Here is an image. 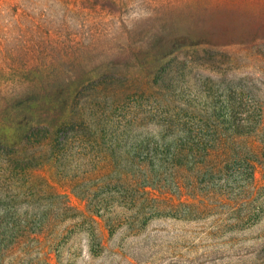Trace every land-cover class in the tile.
Here are the masks:
<instances>
[{"label": "rangeland", "instance_id": "1", "mask_svg": "<svg viewBox=\"0 0 264 264\" xmlns=\"http://www.w3.org/2000/svg\"><path fill=\"white\" fill-rule=\"evenodd\" d=\"M261 120L264 0H0V264H156V239L213 223L221 252L254 253L225 264H264ZM233 133L229 155L198 154ZM91 140L115 169L82 180ZM96 213L136 218L138 236Z\"/></svg>", "mask_w": 264, "mask_h": 264}, {"label": "trees", "instance_id": "2", "mask_svg": "<svg viewBox=\"0 0 264 264\" xmlns=\"http://www.w3.org/2000/svg\"><path fill=\"white\" fill-rule=\"evenodd\" d=\"M262 126V129H260L261 136H260V143L262 144V161H259L258 159H254L255 157H251L248 159V168L251 169V173H254L255 167L257 165H260L264 168V120H261L259 122V128ZM238 135L236 133H233L231 135H224L219 136L217 138L212 137L211 141H207L206 144H204L203 148L197 149L199 152L198 154H204L208 159L214 157L220 158L224 157L226 155H229L233 152V146L234 141L237 138ZM208 137V136H206ZM80 138V137H79ZM85 138V137H81ZM75 139V138H74ZM90 141V140H89ZM92 141V140H91ZM93 147L90 153L83 155L80 160V165L78 166L81 168L82 171L80 175L82 180H87L91 178H95L100 176L104 171H114L115 169V161L113 157V153H105L102 148H104L103 145H100L97 141H92ZM80 143H85L84 141H81ZM63 150L69 149L71 147L69 140L65 139L63 140ZM188 149L190 151H194V147H184L180 150V153L186 152ZM251 152H254L251 148L249 149ZM65 153V152H64ZM66 154H62L59 156L56 161L58 164H62V166H65V168L70 167V165L65 164ZM62 162V163H61ZM65 164V165H64ZM211 165V164H210ZM214 165V164H213ZM57 166V165H56ZM215 166V165H214ZM84 167L86 169H84ZM216 167V166H215ZM60 168V167H59ZM64 168V167H63ZM66 170V169H64ZM253 171V172H252ZM256 192V189H254V194ZM253 201H250L249 199L245 201L240 202H232L223 204L222 202L216 203V204H206V203H200L199 210L202 211V214H205V212H217L216 208H223L227 212L232 213H241L243 211H246L250 213L252 210V204ZM193 205L191 204H181L180 207H183L185 209H190ZM179 207V208H180ZM167 209L170 210L169 214L175 219H181L179 218V209L178 206L173 205L172 203H168L166 206ZM131 210V209H130ZM259 212V211H258ZM99 218L102 220H105V227L110 233L111 237L114 235V233L123 227H129L130 228V236L136 237L138 236V232L133 233V230H139V227L137 228L135 224H140L141 221H138L136 218H131V220H125V219H104V215H100V213H96ZM113 214V213H112ZM116 220V221H115ZM96 225H100L98 221H93ZM146 223V221H145ZM203 230V229H202ZM220 228H217V224L213 223L209 225L206 229H204V232H202L201 237L198 239V242H196V239L193 241H182L179 243V241H176L174 243H170L166 241L165 243H161L159 239H156V264H195L198 262V264H225L226 261H230L231 259H238L241 260L243 257L251 256L254 253H236V254H230L227 255L224 252H221V249L225 243L220 237ZM105 243V239L103 238L99 243L95 244L91 251L92 255H98V253H102L105 248L103 247ZM94 248H97L94 250ZM262 249H264V246H262ZM99 250V251H98ZM190 251L194 252L196 255H198L194 260L188 261L184 260L181 252ZM201 251L200 254L198 252ZM116 255H122L126 258V253L124 252L123 248L119 250L118 253H115ZM57 260L60 264L62 263V260L60 258V255L57 254ZM128 260V259H127ZM134 261L138 262L140 259L138 257H134ZM229 263V262H227Z\"/></svg>", "mask_w": 264, "mask_h": 264}]
</instances>
